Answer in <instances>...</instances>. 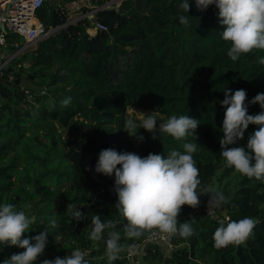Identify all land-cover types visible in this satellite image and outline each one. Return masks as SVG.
<instances>
[{"label": "trees", "instance_id": "trees-1", "mask_svg": "<svg viewBox=\"0 0 264 264\" xmlns=\"http://www.w3.org/2000/svg\"><path fill=\"white\" fill-rule=\"evenodd\" d=\"M111 1L43 0L36 18L46 30L61 29L16 56L25 41L7 35V63L0 69V204H14L34 217L22 238L38 235L51 218L57 219L59 226L51 230L37 264L75 249L88 253L89 264H109L106 240L113 230L121 232L125 251L112 264H264V183L227 167L219 143L226 89L246 90L249 115L262 111L249 102L264 93V65L259 63L264 50L232 61L215 5L199 11L195 0H189L185 13L183 0H123L117 9L104 10ZM76 3H82L81 14L94 11V18L66 26ZM180 15H188L189 25L180 24ZM97 23L107 31L89 34ZM66 97H71L67 107L61 104ZM128 107L154 111L165 122L172 115L197 119L198 140L189 136L177 141L159 129L154 140L141 128L140 141L126 132V119L137 125L142 120L127 116ZM257 128L250 124L244 138L230 147L247 151V139ZM185 142L199 144L193 154L201 180L199 201L209 202L213 191L223 192L228 203L220 206L230 221L254 218V235L241 245L217 249L213 235L222 223L206 214L190 217V207L184 205L178 221L190 223L195 234L173 236L169 254L148 244L132 261L127 250L138 247L147 234L138 240L123 238L127 221L114 207L115 176L95 172L99 153L114 149L166 157L172 150L183 152ZM205 188L209 193H203ZM69 208H79L82 219L73 220ZM97 215L115 223L99 241L90 239ZM23 251L0 246V264Z\"/></svg>", "mask_w": 264, "mask_h": 264}, {"label": "clouds", "instance_id": "clouds-1", "mask_svg": "<svg viewBox=\"0 0 264 264\" xmlns=\"http://www.w3.org/2000/svg\"><path fill=\"white\" fill-rule=\"evenodd\" d=\"M196 8L205 11L210 5L219 10V22L223 28L222 39L230 43L227 52L232 61H237L242 54L253 50H264V0H195ZM180 8L188 13L189 0H183ZM179 22L189 25L188 15H180ZM259 63L264 65V57ZM225 98L221 105L226 108L222 123L223 136L219 140L227 167L249 179L264 183V93L257 94L249 103L259 104L261 112L248 114L246 105V90L232 92L226 89ZM71 97L61 101L65 107L70 105ZM144 114L139 125L133 119H126V132L138 140L144 137L137 135L139 129L152 133V139L158 138L157 129L166 133L177 141H187L189 136L198 140L195 132L200 122L188 115H172L166 122L157 126L156 116ZM257 125L247 139V151L244 147H230L244 138L249 125ZM184 151L172 150L167 156L149 153L141 157L132 152H118L114 149L101 150L95 165V172L106 176H115L114 192L117 201L114 207L127 223L123 226V238L138 240L146 234L149 239L160 235L162 239H170L179 235L188 239L195 231L187 221L180 223L178 216L182 206L199 207V168L193 154L199 149L197 142H185ZM119 166V167H118ZM203 193H209L207 188ZM228 203L221 191L211 193L209 206L219 207ZM30 207V205L28 206ZM73 220L80 221L84 214L79 208L68 209ZM34 217H30L25 210H17L11 203L0 204V246L18 247L23 252L15 253L3 260V264H37L48 244V237L52 229L58 228L55 217L49 220V226L38 235L22 238L30 231ZM257 221L245 217L239 221H230L227 226L221 224L213 235L214 247L217 249L229 245L238 246L254 235ZM93 228L90 239L99 241L106 229H114L113 221L102 222L99 215L92 219ZM55 242L60 240L56 236ZM120 231H109L106 240V254L109 264L121 258L125 245L121 243ZM87 252L75 249L70 256L44 259L40 264H89L85 258Z\"/></svg>", "mask_w": 264, "mask_h": 264}, {"label": "built area", "instance_id": "built-area-1", "mask_svg": "<svg viewBox=\"0 0 264 264\" xmlns=\"http://www.w3.org/2000/svg\"><path fill=\"white\" fill-rule=\"evenodd\" d=\"M43 0H0V56L4 59V52L7 46V35L14 34L23 37L24 46L14 56L28 51L36 47L41 41L54 35L59 28L46 30L36 18V11L41 5ZM92 12L81 15L79 18L68 21V25L75 24L82 18L90 17ZM70 19V18H69ZM4 25L5 31L1 30ZM98 30L107 31L104 25L97 23L88 33L94 35ZM17 46V44H15ZM7 63V61L0 66V69ZM187 214L190 217L201 216L206 214L211 219H215L219 223H229L230 219L228 214L222 209L221 206H209L208 202H200L199 207L189 208ZM160 246L164 252L169 254L174 250L173 237L170 239H162L160 235L152 237L151 239L146 236L145 240L135 249L129 248L127 250V257L134 260L136 255L143 252L144 248L148 245ZM70 256V253L64 257ZM63 257V258H64Z\"/></svg>", "mask_w": 264, "mask_h": 264}, {"label": "rangeland", "instance_id": "rangeland-1", "mask_svg": "<svg viewBox=\"0 0 264 264\" xmlns=\"http://www.w3.org/2000/svg\"><path fill=\"white\" fill-rule=\"evenodd\" d=\"M113 2L115 1V0H112ZM120 3L121 2H114V4L113 5H116V6H119L120 5ZM81 4L82 3H76V4H73L72 5V13H71V15H70V19L69 20H72V19H76V18H79L81 15H83V14H81L80 12H79V10H80V7H81ZM35 48V47H34ZM31 49H33V48H31ZM30 49V50H31ZM7 49H5V52H4V55L5 56H7V53H9V51L7 50ZM29 51V50H28ZM23 53V52H22ZM21 53V54H22ZM4 56V57H5ZM5 62H3V60L1 59V56H0V66L1 65H3ZM6 65V64H5ZM25 85L26 86H31V84H30V82H29V80L27 79V78H25ZM126 113H127V116H130V117H132V118H135V119H142V118H144V114H148V112L147 111H144V110H140V109H137V108H135V107H128L127 109H126ZM157 120H158V123H162V122H165V120H164V117H162V116H158V118H157ZM213 187H212V189L214 190L215 188H216V184H214V185H212Z\"/></svg>", "mask_w": 264, "mask_h": 264}, {"label": "water", "instance_id": "water-1", "mask_svg": "<svg viewBox=\"0 0 264 264\" xmlns=\"http://www.w3.org/2000/svg\"><path fill=\"white\" fill-rule=\"evenodd\" d=\"M115 1H116V2H122L123 0H115ZM115 1H114V2H115ZM114 2L111 1V2L107 3V4L103 7V9H104V10H113V9H117L118 6L113 5ZM97 10H99V9H97ZM90 18H91V19L94 18V11L92 12ZM66 26H68V24H66ZM60 29H61V28H59V30H60ZM1 30H2V31H5V27H4V25L1 26ZM59 30H58V31H59ZM26 66H28V65H26Z\"/></svg>", "mask_w": 264, "mask_h": 264}]
</instances>
